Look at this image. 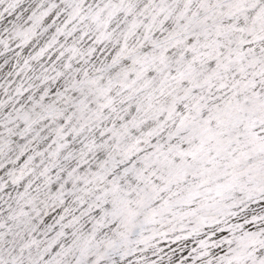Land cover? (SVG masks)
Here are the masks:
<instances>
[{
  "label": "snow or ice",
  "instance_id": "snow-or-ice-1",
  "mask_svg": "<svg viewBox=\"0 0 264 264\" xmlns=\"http://www.w3.org/2000/svg\"><path fill=\"white\" fill-rule=\"evenodd\" d=\"M0 264H264V0H0Z\"/></svg>",
  "mask_w": 264,
  "mask_h": 264
}]
</instances>
